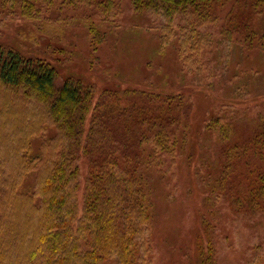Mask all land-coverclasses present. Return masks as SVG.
<instances>
[{
	"label": "trees",
	"instance_id": "16d2710c",
	"mask_svg": "<svg viewBox=\"0 0 264 264\" xmlns=\"http://www.w3.org/2000/svg\"><path fill=\"white\" fill-rule=\"evenodd\" d=\"M123 1L0 0V14L65 50L74 26L96 51L120 28ZM131 7L155 17L147 29L159 31L163 48L176 45L182 78L210 90L221 84L228 102L204 123L196 149L192 92L121 78L102 90L75 77L58 85L48 58L0 43V88L13 100L5 110H33L37 122L31 131H0V264H151L154 193L182 163L202 178L207 212L206 244L195 242L190 264H215L207 220L220 202L236 215H264V88L256 86L264 71V0H131ZM224 54L232 66L223 69L227 79L218 70L214 86L210 62L218 68ZM257 97L256 117L242 119ZM213 134L218 158L208 165L200 155Z\"/></svg>",
	"mask_w": 264,
	"mask_h": 264
},
{
	"label": "rangeland",
	"instance_id": "374dc122",
	"mask_svg": "<svg viewBox=\"0 0 264 264\" xmlns=\"http://www.w3.org/2000/svg\"><path fill=\"white\" fill-rule=\"evenodd\" d=\"M121 8L122 14L118 18L120 28L117 33L111 32L101 44H98L96 51H93L89 37L74 26L70 27L71 35L66 38L70 46L68 45L69 48L65 50V47L62 48L64 43L55 45L50 44L48 38L45 39L44 36L37 38L34 36L37 32L30 24L3 14H0V43L17 48L23 53H34L48 58L57 69L58 85L68 77H75L92 83L97 89L102 90L121 78L126 84L142 85L146 88H152L154 85L172 92H192L193 113L190 120L193 135L196 134L195 136L198 137V140H195V148L198 149L197 143L201 137L204 139L201 134L204 123L211 115L213 116L217 105L227 100L223 99L226 90H219L221 84L219 88H216L215 84L218 70L220 69L223 75L226 65L232 66L231 58L224 54L223 64L218 68L215 66H218L219 61L210 62V68L216 73L212 79L216 88H213L214 90L207 89L200 82L194 81L193 76L182 78L176 45L163 48L159 31L152 27L147 29L153 24L155 17L134 12L131 0H124ZM226 50L229 54L228 49ZM237 67L240 69L239 66ZM245 71L243 68V73H246ZM250 72L254 73L256 70ZM258 74L260 81H257L256 86L264 88V71ZM225 78L228 77L223 75L222 80ZM262 101V97L255 98L251 102V112L245 113L246 116L242 119L255 118ZM12 102L9 91L0 88V107H2L0 131L17 129L16 127L31 131L37 124L33 120L36 113L30 109L23 111L22 106L15 104H11V110L6 111L5 106ZM240 125L248 129L247 125ZM238 129L246 131L243 128ZM239 133L241 131L236 134L240 136ZM216 142L215 134L205 139V144L210 147L204 145L200 157H203L208 165L214 164L218 158L214 150ZM38 143L39 141H36L35 145ZM195 154L197 156V153ZM80 166L79 190L83 193L87 176L86 162L82 161ZM177 166L173 167L175 171L170 169L168 181L163 182V187L159 190L156 188L154 193L157 212L152 226L155 247L151 264H190L195 260L193 258L195 242L202 239V243L206 244L201 234L203 213L207 215L203 206L202 178L200 177L199 180L183 163L178 168ZM214 214V217L209 216L211 220L207 221L214 230L210 242L215 247L213 248L216 254L215 264L264 262V215L255 218L236 215L227 204L222 202L219 203ZM190 254L192 259L188 257Z\"/></svg>",
	"mask_w": 264,
	"mask_h": 264
}]
</instances>
